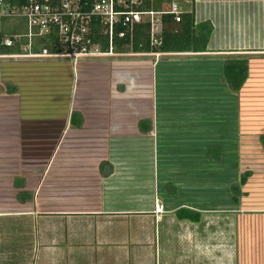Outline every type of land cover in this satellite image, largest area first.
I'll use <instances>...</instances> for the list:
<instances>
[{"label": "crops", "instance_id": "0c3cea01", "mask_svg": "<svg viewBox=\"0 0 264 264\" xmlns=\"http://www.w3.org/2000/svg\"><path fill=\"white\" fill-rule=\"evenodd\" d=\"M184 3L187 11L192 10L194 27L204 25L209 29L203 52H141L118 54L113 60L80 59L83 68L78 78L73 68L71 74L67 71L69 62L61 65L56 62L62 59H41L42 62L16 59L20 61L14 64L13 78L2 80L3 75L10 76L0 74V90L5 85L7 92L8 86L14 87L12 95L7 97L13 103V111L8 114L0 111V206L5 204L0 210V244L6 238L13 247H19V232H29L27 238L34 251L29 264H164L163 260L171 257L164 246L173 244L177 246L174 250L177 254L186 245L194 247L193 254L210 264V248L217 243L213 242L212 226H230L235 224V218L241 223L226 230L227 237L232 236L233 240V232L238 236L246 218L250 221L246 229L252 242L248 245V262L264 264V202L245 194L248 193L243 189L245 182L236 207L205 206L198 202L203 199L200 195L209 193L212 187H207L208 181V185L196 182L195 171L198 167L200 177L206 175L207 179L219 172L224 177L226 191L234 180L230 175L225 176L223 163L233 158V153L228 151L230 146H235L238 169L239 150H243L244 144L239 136L238 93L250 81L248 78L255 76L253 72L264 73V0H184ZM236 60L245 62L247 75L234 100L229 96L222 70L226 63ZM37 63L51 66L48 73H42L44 78L48 76L43 81L67 93L62 94L61 113L45 115L44 128L37 126L38 115L33 108L32 114L27 113L30 98L33 95V103L40 86L32 70ZM86 77L95 84L91 90L93 106L86 112L85 98L78 103L83 106L79 124L74 127L69 123L72 106L69 99L77 89L71 90L74 86L85 87L89 82L85 81ZM135 77L147 91L146 97H140L145 101H141L139 114L127 110L125 100L109 94V87L121 92L128 88L129 79L136 81ZM103 81L108 85L105 87L108 94L101 97L99 104L95 98L102 94ZM96 91L100 92L97 96ZM82 92L87 94L80 90L77 100ZM57 102L52 98L53 105ZM104 104L109 110L105 116L98 112ZM103 117L105 123L100 127L99 120ZM143 118L151 123L152 154L143 147L147 154L145 150L138 154L136 151L140 149H135L134 159L109 160V139L122 135L138 137L137 122ZM7 119L10 121L6 122ZM38 134L43 136L39 144ZM51 134L54 139L48 138ZM197 144L213 145L211 158L198 153ZM137 145L142 148V144ZM170 155L173 157L169 161ZM38 156L43 161L39 169ZM103 163L106 165L102 168ZM120 163L124 164L120 166ZM52 167L49 197L44 202L56 198L61 208L55 209L53 205L39 209L37 184L48 176ZM133 167L143 169L146 180L142 185L147 196L139 207L121 209L113 199L118 194L125 195L130 187L119 178L121 168ZM240 174L238 169L235 179ZM167 183L173 189L165 190ZM172 199L176 201L171 202ZM154 202L160 206L159 212L154 211ZM179 208L198 212L199 222L176 220L174 211ZM160 225L161 231L156 229ZM197 229L204 230L200 238ZM241 256L243 261L239 262L245 264L244 254ZM184 262L182 259L175 264Z\"/></svg>", "mask_w": 264, "mask_h": 264}, {"label": "rangeland", "instance_id": "374dc122", "mask_svg": "<svg viewBox=\"0 0 264 264\" xmlns=\"http://www.w3.org/2000/svg\"><path fill=\"white\" fill-rule=\"evenodd\" d=\"M182 1L184 3V0ZM187 2H189V0H187ZM183 3L179 7L180 9L185 10L186 6H185V3L184 4ZM106 58H108V60L114 59L113 57H106ZM26 60H33L34 62H37V60H40V62L44 61L41 59H26ZM16 61L19 62L20 60L19 61L11 60V59H1L0 60V74L8 73V76H10V78H8L3 75L1 77L2 80H8L14 77L12 75V71L10 70L13 69L14 64H17L15 63ZM79 61H76L75 65H72L71 61L66 60V59L58 60L56 62L60 65L63 64L64 62L65 63L69 62L68 63L69 65L67 64V67H68L67 71L68 72L70 71V74H71L72 68H73V72L76 75V78H78L79 77L78 75L81 73L82 68H83V66L79 64ZM50 62H54V61H50ZM37 64L39 65L32 67V70H33V73L36 75V78L38 79L37 83H40L39 84L40 86H38L36 98L33 103H32L33 95L30 98L31 105H30V108L27 110V113L32 114V112L35 111L36 114L38 115L36 124L38 127H43L45 115L48 116V114L49 115L54 114V111L61 113L62 104L60 102L62 101L61 100L63 97L62 94L65 95V93H64V90H62L63 93H61L58 87L53 86L51 88V85L47 84L48 82L45 83L43 81L46 78H48V76L44 78V74L42 73H48L51 70V66L41 65L40 63H37ZM8 67H10V69H8ZM134 67L135 69H137V66L134 65ZM117 73L120 74V72H117ZM253 73L255 76L249 77L248 80L250 81L246 82L245 86H243L242 90L239 91L238 93V113H239V119H240V124H241L239 136L240 138H242V141L244 142V144L241 145L243 150L242 149L239 150L240 162H239L238 169L240 170V173H243L245 171H248L251 173V175L246 180V183L243 187V189L247 190L248 192V193L245 192V194L250 195L252 198L256 197L257 200L261 199L259 200V202H262V201L264 202V155L258 144V137L264 136V118H263V114H264V73H259V74L255 72ZM40 77H42V80H40ZM90 77L89 79L88 77H86L87 79L85 81L87 82L89 80V82L84 84L85 87L83 88L80 86H77V88H75V86L72 87L73 89L71 91H73L74 89H77V92L75 93V90H74L73 94L70 95V96L73 95L72 98L69 99V103H72V104L75 103L77 107H81L83 105H80L78 103L82 102L85 98L84 101L87 102L88 104V106H85V109H84L86 112H89L88 110L89 106H93L91 102H93L94 100L93 98L94 92H92L91 90H93V86L95 84L92 83V81L90 80ZM135 79L136 81H131L129 79L128 84H127L128 88L125 87L123 91L121 92L113 89V87H109V90H110L109 94L111 92L112 96L118 97L117 99L125 100L126 105H127V110L129 109V110H132V113L139 114V112L141 111V108H140L141 101L144 100V99H140V97H146L147 91L145 90V85H141L139 83V78L135 77ZM6 84L9 85L10 83H6ZM100 84L102 86L104 85V88H102V86L100 85L102 94H99L100 92H97V91L95 92L96 96L99 94L98 97L95 98L96 101L99 100L98 101L99 104L101 103V97H103L106 93L108 94V90H106V88H108V85L105 84V81H103ZM111 85L112 84H109V86ZM5 86L7 87V85ZM6 87L0 90V95L2 96V97L0 96V111H3L6 114H8L9 112L13 111V103L10 102L11 100H8L9 98H7L8 96H11L12 94L6 91ZM95 88L97 89V86ZM80 90L86 91L87 94L84 95L83 92L80 93L78 100H77V95L79 94ZM31 92H32L31 94H33V90H31ZM2 98L3 99L5 98V100H3ZM22 98L25 99L23 95H22ZM52 98L58 101L56 105H53V103H51ZM86 98L90 100L88 101ZM165 102H167L166 99H165ZM21 105L23 107L24 103H22ZM142 105L145 106V103L143 102ZM32 108L34 109L33 111H32ZM108 111L109 110L107 109V105L104 104L101 107V109L99 108L98 112L100 114H104L105 116V113ZM9 121L10 119L6 120V122H9ZM104 123H105V118L104 117L100 118L99 120L100 127H102ZM42 137L43 136H40V134H38L37 136L38 144L42 142ZM48 138L54 139L52 134ZM68 138L64 139V141H68ZM40 153H41L40 150H38L37 154L39 155ZM122 154H125V152H123ZM125 155L130 156L128 153H126ZM40 160H41V163H39ZM124 160L127 161V158H125ZM42 162H43L42 157L38 156L37 158V165H39L38 169L41 167ZM122 164L124 163H120V166H122ZM53 169L54 168L52 167L48 176L44 178L43 180H41L40 182H38L37 184L38 188L36 192V200H37L38 205L41 207L39 209L45 208L46 206H53V205L55 209L61 208V205L55 202L56 198H52L54 201L51 200L48 202H44V200H46L49 197L48 189H50V186H49L48 180L53 175V174L51 175V172ZM121 169L122 171L120 172L119 178L121 181L128 183L130 187H127L128 192L125 193V195H123L122 193L118 194L117 196H115L113 200L116 202V205L121 209H128V208L135 209L136 207L140 206L139 204L144 203V200L142 198L147 196L146 188H143V185H142V183L146 180V176L145 174H143V169L141 167H133V168H125V169L121 168ZM124 170L125 172H127L125 173V175L123 174ZM138 170L140 171V173H136ZM199 170L200 169L198 167L195 168L196 182L198 183L199 181L201 182L202 180L200 175L198 174ZM183 171H185L184 168H183ZM162 175L164 176V174ZM125 176H127L126 177L127 179H125ZM184 177L186 176L183 175V178ZM205 178H207L206 175H205ZM206 181H208V183L210 184L207 187L208 188L212 187V189L209 193L200 195V196H203V199L202 200L199 199L198 201L199 203H202L203 205L209 206V207L219 206L223 208L232 207L234 205V202L230 198L231 196L230 190L229 189L227 191L224 190L226 188H225V184H223L224 177L222 174L220 175V178H218L217 180H215V177L212 176L211 179L209 178ZM217 181L219 183L222 182V184H219ZM204 184H206L205 181H204ZM217 188L220 190L217 191ZM165 193L167 194V192ZM240 194H239V197L238 196L234 197L235 199H237L238 204H239V201L241 200ZM4 205L5 204H2L0 206V210L4 208ZM243 219H244V222H242L243 226L240 228L237 234L238 236H235L234 232L232 233L233 240H232V236L227 237L226 230L232 229V227L238 222L237 218H235L234 220L235 224L232 223L230 226L228 225L227 227H225L224 225L212 226L210 231H211V234L213 235L212 236L213 242H217L216 243L217 245L214 243L210 248L211 250L210 253L212 254V262L210 264H240L239 261L240 260L243 261L241 254H244L245 256V260H246L245 264H252L248 262L249 260L248 257L250 255V249L248 248V245L252 242L250 238L248 237V231L246 229V228H249L250 221L248 222L246 218H243ZM239 223H241L240 220H239ZM243 228H244V231H243ZM156 229L157 230L160 229L161 231L162 230L161 225L158 226ZM203 231H204L203 229L201 230L197 229V234L199 238L204 233ZM19 234H20L19 247L17 245L13 247L11 244H9L10 240L7 241L6 238H5V242L0 244V264H29L31 253H34L33 248H32L33 245L30 244V241L27 238L29 232L20 231ZM229 234L231 235V233ZM161 238H162V233H161ZM164 244H162V246ZM166 245H168V243H166ZM176 247H177L176 244H173L172 246H164V249L167 251V253L171 255V257L172 256L174 257V255L177 254V252L175 253L174 251ZM199 249L201 248L198 247V250ZM193 253H196V251H194V247L188 248V245H186V247L182 249V252L180 254H177L179 257L175 256V258L173 259L171 257H167L166 260H163V262H165L164 264H175L179 260L183 259L185 260L184 264H209L208 261H205L203 258H199V255L197 256V254L195 255ZM35 258L36 256L33 259Z\"/></svg>", "mask_w": 264, "mask_h": 264}, {"label": "trees", "instance_id": "16d2710c", "mask_svg": "<svg viewBox=\"0 0 264 264\" xmlns=\"http://www.w3.org/2000/svg\"><path fill=\"white\" fill-rule=\"evenodd\" d=\"M6 4L10 8H20L21 6L27 4L29 0H5ZM38 3H47L52 6H56L61 1L64 0H34ZM80 1V0H79ZM137 2L124 7L122 10H132L137 12H165L168 9V6L171 3H174L178 8V21H174V15L171 14H164L159 17V27L157 33L154 34V38L158 40L157 46L151 45V34L149 32V24L146 20H142L138 24H133L131 26H123L121 24V18L118 17V20L115 24H113L111 29V37L108 40L107 37L101 36L99 34V29L96 25H91V39L94 44L98 46L100 52L105 53L107 49L110 47L113 54H125V53H148V52H158V53H180V52H203L205 40L208 37L209 29H205L204 25L196 28L193 25V18H192V10L187 11L181 10L179 6L182 5L183 1L180 0H136ZM176 2V3H175ZM128 3V2H127ZM184 4V3H183ZM118 9V8H117ZM119 10V9H118ZM94 22V20L92 21ZM91 22V23H92ZM195 30H197V34H195ZM25 31V24L20 19H14L7 21L5 19L2 20L0 26V56L6 55H19L21 53V47L25 44L24 38L22 35ZM119 33H123L122 37H118ZM15 36V37H13ZM19 36V38L17 37ZM4 38H9L12 40V44L10 47H5L1 44ZM57 41L53 36V33L49 34L48 36H41L35 40V44L32 45L31 53L38 54L41 50H45L51 54L59 53V49L56 48ZM11 69L10 71L13 72L14 70ZM5 69V68H4ZM10 69V67H8ZM223 75L224 79L227 82L226 88L230 91L229 96L231 99L236 98V94L242 87L246 75H247V68L244 61H231L226 63L223 67ZM8 75V73L6 74ZM120 88V87H119ZM8 92H12L14 90L13 86H8ZM65 95L67 94L64 92ZM80 109L81 107H77L75 104H72L70 108L69 114V123L71 126H78L80 120ZM264 118V114H263ZM137 132L139 133L138 137H111L109 139V150L107 152V156L109 160H118V159H125V158H132L135 157V149L136 152L141 154V150H146L151 152L152 154V136H151V123L149 120L143 118L138 120L137 122ZM42 136V135H41ZM112 143V144H111ZM137 144H142V148H140ZM258 144L264 154V136L258 137ZM144 147V148H143ZM195 147V146H194ZM198 153H203L206 158H211L213 154L214 146L207 145L201 146L197 144L195 147ZM207 148V150H204ZM219 149V148H218ZM135 150V151H133ZM144 153L147 154V151ZM172 151V150H171ZM169 151V152H171ZM123 152L128 153L130 156L122 154ZM220 152V151H219ZM228 152L233 153V158L224 160V167L225 169V176L230 175L233 177L234 180L229 185V190L231 192V200L234 202L233 207L238 205L237 199L235 196L239 197L240 188L246 182V180L251 175L250 172L245 171L242 174L237 175V155L235 146H230V150ZM175 154L172 152L170 154ZM173 155L169 156V161L172 159ZM139 158V156H138ZM106 163H103L105 166ZM170 168V167H169ZM167 168V169H169ZM172 176V175H171ZM201 184L205 181L207 182V178H203L201 175ZM219 176L220 173L218 172L215 174V178ZM171 178V177H170ZM218 178V177H217ZM206 179V180H205ZM211 179V178H210ZM207 184V183H206ZM208 185V184H207ZM168 187L172 188L171 183H167L164 186V189H168ZM173 189V188H172ZM242 195V194H240ZM237 198V197H236ZM172 201H176V199H172ZM195 205V204H194ZM198 210V209H197ZM174 216L176 220L179 221H187L192 224H196L200 220V214L198 212H194L192 210H188L185 208H179L174 211Z\"/></svg>", "mask_w": 264, "mask_h": 264}, {"label": "built area", "instance_id": "2783aa9c", "mask_svg": "<svg viewBox=\"0 0 264 264\" xmlns=\"http://www.w3.org/2000/svg\"><path fill=\"white\" fill-rule=\"evenodd\" d=\"M136 2V0H64L56 6H52L29 0L20 8H10L5 0H0V26L3 19L7 21L20 19L25 24V31L22 35L25 44L21 47V53L19 55L0 56V60L66 59L75 65L76 61L80 59L117 56L118 54L112 53L110 47L105 53L100 52L98 46L92 42L90 30L91 25H96L99 34L109 40L112 26L117 22L118 17L121 18V24L128 27L146 20L152 35L151 45L157 46L158 40L154 38V34L158 31L159 17L164 14H171L174 15V21L177 22L178 8L174 3H171L167 11L160 13L122 10L127 7V4L132 5ZM93 20L94 22H92ZM51 33L57 41L56 48L60 50L59 53L51 54L41 50L38 54H32L31 48L35 44V40ZM122 35L123 33H119L118 37H122ZM17 37L19 38V36ZM1 44L10 47L12 40L4 38ZM154 211H160V206L155 202Z\"/></svg>", "mask_w": 264, "mask_h": 264}]
</instances>
